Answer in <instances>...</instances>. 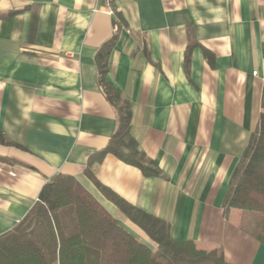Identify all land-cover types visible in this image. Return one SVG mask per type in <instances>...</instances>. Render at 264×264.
I'll return each mask as SVG.
<instances>
[{"label":"crops","instance_id":"crops-1","mask_svg":"<svg viewBox=\"0 0 264 264\" xmlns=\"http://www.w3.org/2000/svg\"><path fill=\"white\" fill-rule=\"evenodd\" d=\"M0 0V236L56 175L73 177L138 241L152 242L96 186L170 225L172 239L264 264V244L228 218L229 180L256 128L264 86V0ZM160 170L105 154L115 108ZM93 179L87 176V170ZM96 182V183H95Z\"/></svg>","mask_w":264,"mask_h":264},{"label":"trees","instance_id":"trees-1","mask_svg":"<svg viewBox=\"0 0 264 264\" xmlns=\"http://www.w3.org/2000/svg\"><path fill=\"white\" fill-rule=\"evenodd\" d=\"M112 43L101 48L96 64L98 82L115 108L116 129L105 149L89 163L112 154L143 176H160L131 135L129 103L105 82ZM0 143L10 144L1 134ZM86 173L94 181L89 169ZM96 186L153 246L124 230L73 177L58 174L41 189L29 212L0 236V264H229L221 250L172 239L169 223L128 204L100 184ZM232 213L237 214L243 231L264 244V86L256 128L231 175L223 202V216Z\"/></svg>","mask_w":264,"mask_h":264},{"label":"built area","instance_id":"built-area-1","mask_svg":"<svg viewBox=\"0 0 264 264\" xmlns=\"http://www.w3.org/2000/svg\"><path fill=\"white\" fill-rule=\"evenodd\" d=\"M105 1V6L108 8V10L111 12L112 11V5H111V0H104Z\"/></svg>","mask_w":264,"mask_h":264},{"label":"rangeland","instance_id":"rangeland-1","mask_svg":"<svg viewBox=\"0 0 264 264\" xmlns=\"http://www.w3.org/2000/svg\"><path fill=\"white\" fill-rule=\"evenodd\" d=\"M245 228H250V226H246V225H245Z\"/></svg>","mask_w":264,"mask_h":264}]
</instances>
